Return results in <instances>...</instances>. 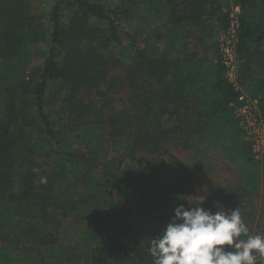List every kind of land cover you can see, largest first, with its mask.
Instances as JSON below:
<instances>
[{
  "label": "trees",
  "instance_id": "obj_1",
  "mask_svg": "<svg viewBox=\"0 0 264 264\" xmlns=\"http://www.w3.org/2000/svg\"><path fill=\"white\" fill-rule=\"evenodd\" d=\"M34 1L0 0L4 59L49 44L35 80L4 89L0 264L18 253L25 264H152L150 242L175 206L201 203L167 191L184 169L178 149L226 160L232 195H257L264 159L232 117L240 92L206 55L227 0H52L41 32ZM231 1L242 10L239 85L264 114V0Z\"/></svg>",
  "mask_w": 264,
  "mask_h": 264
},
{
  "label": "rangeland",
  "instance_id": "obj_2",
  "mask_svg": "<svg viewBox=\"0 0 264 264\" xmlns=\"http://www.w3.org/2000/svg\"><path fill=\"white\" fill-rule=\"evenodd\" d=\"M229 3V14L227 26L220 32L213 40L216 41L215 53L211 50L207 51L208 58L216 56V60L221 62L222 47L225 46V42L230 37L231 22L232 20H240L242 15L241 7L237 4H233L231 0H227ZM52 6V0H35L33 9L37 13V19L35 21L36 30H43V27L47 25V14ZM233 16V17H232ZM49 48L48 38L44 37L39 42H33L23 47L22 56L14 60H6L0 55V120L2 119L3 110L5 106V94L4 89L6 87H14L15 84L22 80L34 81L38 74L42 63L44 61L46 52ZM200 50V49H199ZM203 51H201V55ZM235 55L237 63V76L239 61L237 60V45L235 44ZM214 56V57H215ZM214 63V62H213ZM240 89L247 93V91L239 85ZM248 94V93H247ZM175 155L179 158L183 164L184 169L179 175H175V178H170L168 174V193L177 194V191L182 190L183 195H187V199L193 202H199L200 196H204L206 203L203 208L210 209L213 212L217 210L227 211L239 207L242 218L250 232L252 234L264 235V184L259 187L257 195H249L244 199L237 198L232 195V192L237 188L238 173L233 165H229L226 160L220 159H206L201 155H194L189 150L178 149L175 151ZM262 167V166H261ZM260 170L262 172V168ZM171 181V182H170ZM262 183V182H261ZM162 185V183H161ZM220 186H226V189ZM229 191L228 200L223 198L215 199L214 194H221L223 191ZM158 194H161L159 192ZM178 196V194H177ZM204 200V201H205ZM173 197L171 199V203ZM170 203V205H171ZM156 215V213H155ZM143 224L154 226V221L142 217L138 220ZM23 255L18 253L16 260H8L4 264H25Z\"/></svg>",
  "mask_w": 264,
  "mask_h": 264
},
{
  "label": "clouds",
  "instance_id": "obj_3",
  "mask_svg": "<svg viewBox=\"0 0 264 264\" xmlns=\"http://www.w3.org/2000/svg\"><path fill=\"white\" fill-rule=\"evenodd\" d=\"M200 199L199 206H175L150 242L152 264H264V235L250 232L239 207L213 212Z\"/></svg>",
  "mask_w": 264,
  "mask_h": 264
},
{
  "label": "built area",
  "instance_id": "obj_4",
  "mask_svg": "<svg viewBox=\"0 0 264 264\" xmlns=\"http://www.w3.org/2000/svg\"><path fill=\"white\" fill-rule=\"evenodd\" d=\"M233 17V16H232ZM238 20H232L230 37L222 47L221 63L227 80L238 92L236 100L230 105L232 117L243 132L244 140L251 144V153L255 161L264 159V114L260 109V97L243 92L238 86L235 44L237 45Z\"/></svg>",
  "mask_w": 264,
  "mask_h": 264
}]
</instances>
